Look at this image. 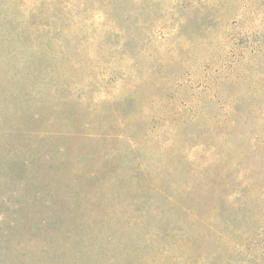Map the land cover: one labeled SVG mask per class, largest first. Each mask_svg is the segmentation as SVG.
<instances>
[{
    "label": "rangeland",
    "instance_id": "rangeland-1",
    "mask_svg": "<svg viewBox=\"0 0 264 264\" xmlns=\"http://www.w3.org/2000/svg\"><path fill=\"white\" fill-rule=\"evenodd\" d=\"M261 47L264 0H0V264L118 261L103 242L112 234L129 253L121 264L167 256L147 247L154 240L174 247L178 264L192 254L196 264H264L261 210L255 243L210 262L202 257L224 247L217 228L200 224L187 243L169 235L185 220L179 211L161 226L155 215L132 222L185 187L188 211L206 223L214 217L207 205L233 203L251 181L250 197L264 204V148H252L264 138ZM237 72L248 80L235 82ZM165 74L176 78L165 83ZM55 88L67 102L51 99ZM232 99L256 107L239 119L241 136L223 143ZM201 107L207 116H196ZM240 146L247 157L237 156ZM137 174L158 188L141 192ZM219 185L215 198L209 188ZM98 200V221H113L87 226L80 215Z\"/></svg>",
    "mask_w": 264,
    "mask_h": 264
},
{
    "label": "trees",
    "instance_id": "trees-1",
    "mask_svg": "<svg viewBox=\"0 0 264 264\" xmlns=\"http://www.w3.org/2000/svg\"><path fill=\"white\" fill-rule=\"evenodd\" d=\"M103 8L106 12H109V14H111L110 13V12H112L111 9H109L107 7H103ZM240 38L241 37L236 38V41L240 42ZM250 45H251V42L249 44V47L252 48V46H250ZM240 47H245L244 43ZM257 51H264V47H261L260 49L254 48V59H255V55L257 54ZM239 65H241V66L239 67ZM242 65L243 64L240 63V64L236 65L235 67L241 68ZM250 69H252V68H250ZM175 78H176L175 74H165V75H163L162 80L165 83H168ZM234 79H235V82H238V84L242 83L243 81L248 80L247 76L239 75L238 72H237ZM251 79L254 80L255 77H252ZM255 87H257V85H255ZM255 87H254V89H255ZM204 89H206V87ZM254 89L250 92L251 95L253 94ZM54 90H55V95L51 99H57L59 102H63V103L68 101V99H66L65 97H62L60 95V92L57 88H55ZM261 90L262 89H258L257 93H260ZM213 96H216V95H213ZM213 96H212V98L215 99L216 97H213ZM184 105H187V103H184ZM230 107H231V112L227 115L228 117L226 119H224V122L228 123L230 126L226 131L221 132V136L226 137V138H224L223 143H226L227 141H229L230 138L233 141H236V138H239L241 136L236 131V129L240 125L239 119H241V120L250 119L252 117L251 113L254 112L256 104L253 102L251 105L246 107L245 102H242V100L232 99L231 103H230ZM246 108H248V109H246ZM245 111H247V112H245ZM185 113H187V110H185V107H184L181 109V114L184 115ZM241 114H243V115H241ZM201 115H206V116L208 115V113L206 112V109L204 107H201L197 111L196 116L200 117ZM208 118L209 119L211 118L210 115ZM129 120L130 121L126 124V126H123V131L127 130L130 127V125L132 124L133 119L130 118ZM215 128H218V127H215ZM28 134L30 136H32V133H28ZM133 137H135V136H133ZM126 138L128 141L131 140L130 136H127ZM254 142H256V143H252V148L254 149L253 151L255 153L257 151H261L264 148V138L259 137V139H255ZM129 148L132 149L133 146L130 144ZM247 153H249V152H247ZM247 153L242 151V146L238 147V149H237V156L238 157L241 156L242 158H245L248 156ZM218 154L220 155L221 153L218 152ZM140 160H141V163H143L142 158H140ZM240 168H244L246 171L252 173V170H253L252 168H255V167L253 165L250 167H246L245 165L241 164ZM96 175H97V173L91 174L89 177V180L91 181L92 179H96ZM136 179L139 183V187H140L141 192L151 191L155 188H158V187L153 186V185H148L147 181L149 179L147 178L146 175L137 174ZM223 179H224L223 177H217V180L223 181ZM210 181H211V183H213V185L216 184L211 179H210ZM208 182H209V180H208ZM253 185H254V181L248 182L247 185L244 187V189H242V191L240 193V197L238 199H235L233 203L227 204L226 199L223 200L222 202L217 203V200L215 199L216 204L213 203L211 205H207L206 207H208L209 209H212L214 211L213 212L214 217L211 220V222H209V223H206L204 216L199 211H197L195 213L194 212L191 213L190 211H188L189 208H188L187 202H190L193 200H192V198H190L191 194H188L186 187L183 190H181V193H177L174 196H168L167 199L164 201L163 207L157 206L154 208V213L153 212L152 213H147V212L144 213V211H141V210L137 211L135 213V215L132 217V219H133L132 222L135 224L141 225V223H146L150 216L155 215L159 221L158 225L161 226L162 225L161 221L168 212L179 211L182 214H185V220L183 219V217L180 218L177 227L173 230H170L169 235L174 236V235L179 234L183 237L184 241H187V243L192 242V235L189 233V231L191 229H193L195 231V228L197 226H199L200 224L206 225L208 228L212 229V231H214L217 228L218 231H217L216 236L218 239L223 241L224 247L217 249L216 251H214L211 254H207L205 257H202L203 261L204 260L208 261V262L217 261L223 255L227 256L228 254L229 255L232 254L234 252V251H231L232 249L237 251L238 249H240L241 245H244V244L251 245V244L255 243L254 240H255V236L257 235V231L262 230V228H263V227H260L259 221L257 220V216H258V212L260 210L264 212V204L263 203L261 204V201H260V205H257V202H256L257 200L250 197V193H251V190L253 189ZM197 186H195V187H197ZM215 189L218 191H216V190L212 191L211 188H209V194H211V195L213 194V196L216 198L217 193H219V191L222 190V185H219ZM158 191H159V189L157 190V192ZM135 192H137V190H135ZM260 194H263V193H260ZM260 194H259V197H262ZM198 199H200V197H197V200ZM95 203H96V207L93 210H87L85 208L86 214L80 215V216L84 217V219L86 221V225L87 226H90V225L99 226V224L101 223V226H102L104 223H106L108 221H109V223L112 222L113 218H110L108 215L101 217V219H99V221H98V219L96 217V214L98 212L97 209L99 210V213H100V211L102 213L104 206L102 205V203L99 200L95 201ZM165 207H166V209H164ZM117 208H120V206H117ZM200 209H203V208H200ZM136 214H138L139 216L136 217ZM263 216H264V214H263ZM245 223L248 226L247 231L245 230ZM225 230H227L226 233H225ZM101 232L103 233V231H101ZM248 232H251V234L254 235L253 239H249V238L247 239V236H249V234H250ZM104 241L106 242V244L111 243V244L115 245V247H114L115 250L119 252V254L117 256L119 258V260L117 261L116 258L115 259L113 258L111 260L108 259L107 262H103L102 264H121L122 262H124L125 260L128 259V254H129L128 251L125 252L121 248L120 243L114 242V234L108 235L106 238L103 239V242ZM83 242H84V235L81 234L80 235V243H83ZM151 243H153V244H149L147 246L148 248H150L153 245L152 247L160 249V251H161L160 255L167 254V256L155 257L154 255H152V256L144 255L140 264H142V263L143 264H154V263L161 264L160 262H163L164 259H167L165 257L170 258V260L173 261V264H178L177 262H175L176 257L173 255V253L175 251L174 247H170V245H166V244L163 245L162 242H157L155 240L152 241ZM86 244H87V246H85V249H87L88 252H91L95 249L94 245L88 244V243H86ZM145 258H146V260H144ZM196 259H198V257L196 255L192 254V255H190L188 261L184 264H196ZM80 264H87V263L80 261Z\"/></svg>",
    "mask_w": 264,
    "mask_h": 264
}]
</instances>
